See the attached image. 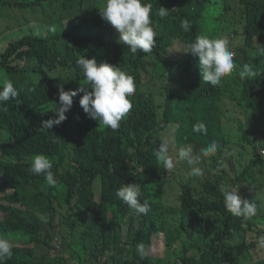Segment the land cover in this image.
Listing matches in <instances>:
<instances>
[{
	"label": "trees",
	"instance_id": "obj_1",
	"mask_svg": "<svg viewBox=\"0 0 264 264\" xmlns=\"http://www.w3.org/2000/svg\"><path fill=\"white\" fill-rule=\"evenodd\" d=\"M144 2L152 5L158 37L151 53L132 54L97 7L69 19L77 0H0L11 9L3 13L24 11L14 14L17 38L0 53V73L19 90L7 110L0 109L6 132L0 143V235L13 240L4 264H264L252 257L264 235V0ZM160 7L167 8L164 18ZM183 19L190 30L181 27ZM198 35L244 37L235 50V75L223 86L203 82L198 57L184 52ZM83 55L134 78L131 110L113 131L84 113L79 92L66 120L41 128L55 117L60 86L67 91L86 83L76 63ZM245 64L262 74L241 79ZM150 72L161 82L159 93L141 90ZM199 122L206 134L193 131ZM162 139L174 161L170 170L154 155ZM212 141L216 153L196 165L203 175H189L193 166L179 150L191 145L199 153ZM35 154L52 162L56 186L30 171ZM124 183L140 186V199L150 204L147 215L135 214L116 196ZM244 183L253 188L246 199L257 203V214L247 219L226 210L221 192ZM59 215L70 230V256L62 251L45 262L38 247L56 250L51 234ZM249 232L256 242L236 241ZM161 235L166 262L140 258L137 245L146 249Z\"/></svg>",
	"mask_w": 264,
	"mask_h": 264
},
{
	"label": "clouds",
	"instance_id": "obj_2",
	"mask_svg": "<svg viewBox=\"0 0 264 264\" xmlns=\"http://www.w3.org/2000/svg\"><path fill=\"white\" fill-rule=\"evenodd\" d=\"M99 10L102 19L117 31L118 42L126 45L132 54L138 51L143 53L153 51L156 44L154 38L158 37V33L154 30L151 19V4L144 0H103ZM158 15L161 18L166 17L167 8H158ZM181 27L188 31L191 25L187 19H183ZM184 52H190L198 57L202 81L213 87L222 86V79L231 75L235 68L234 53L226 37L212 38L207 35H198L187 45V50ZM259 54L264 55V48L259 50ZM76 63L83 72L86 83L78 89L67 91L60 86L59 103H56V107L52 110L55 117L42 121L41 128L49 130L66 120V113L71 109L73 97L83 92L79 103L84 113L98 121L99 124L113 131L117 130L120 122L132 108L129 97L135 92L134 78L118 65L107 61L97 63L95 58H86L84 55L79 57ZM260 74L261 72L249 64L243 65V70L239 72L241 79H256ZM18 96L19 90L12 80L0 81V109L7 110V102ZM193 131L206 134V125L202 122L196 123ZM216 151L217 144L212 141L206 148H201L199 153H194L193 147L186 145L179 150L178 155L181 160L193 166L189 175L200 177L203 175V169L196 165L201 163L202 158L213 156ZM154 155L162 162L165 169L170 170L174 167L166 139L161 140L154 150ZM52 167V162L45 154H35L31 158L30 171L35 175H42L48 185L54 187L58 181ZM221 192L225 208L232 215L247 219L257 214L255 201L241 198L237 191L227 186L222 187ZM116 196L137 215H147L150 211L149 202L140 199L141 189L136 183H124L116 190ZM258 243L260 247H264V235L259 237ZM12 248L13 245L9 239L0 237V264H4L6 258H11ZM137 252L140 258L146 256L147 253L142 243L137 245Z\"/></svg>",
	"mask_w": 264,
	"mask_h": 264
},
{
	"label": "rangeland",
	"instance_id": "obj_3",
	"mask_svg": "<svg viewBox=\"0 0 264 264\" xmlns=\"http://www.w3.org/2000/svg\"><path fill=\"white\" fill-rule=\"evenodd\" d=\"M103 0H77L78 5L73 11L67 12L66 13V18H73L76 17V15L80 12L81 9L87 8L89 6H94L97 8H100ZM4 10H11V9H6L0 5V53L3 52L4 47L10 40L16 39L19 31H12L13 25H17L16 20L14 19V14L18 18L24 15V11H14L12 12H5L3 13ZM8 13H11L10 15H6ZM11 25V26H10ZM114 32L117 33L115 28L113 27ZM229 42H230V48L234 53L235 58H237V53L235 50L237 47H240V44L243 43V36H238V37H230V36H225ZM264 59L261 60V63L264 65ZM253 67V66H252ZM264 71V68H263ZM262 74V73H261ZM235 75V72L233 71L231 75L223 78L222 86L224 84V81H229L231 77ZM6 79V76L4 73H0V81H3ZM161 82L159 81L158 77L155 76L152 72H150L148 75L143 80V86L141 87L142 91H153L155 93H159L162 90L161 87ZM241 88V86H235L232 85V89L238 92V90ZM55 103H52L49 105V107L54 106ZM6 132L0 130V143L4 141V136ZM262 155H264V151L261 152ZM1 157V153H0ZM70 167L69 164L66 165V169ZM237 191V194L241 197L246 199L248 195L253 194V188L252 187H247V184L244 183L240 188H235L233 189ZM0 219L2 217L0 216ZM56 225L58 227L55 230V233L51 234V237L54 239L53 240V246L56 248V250H51L49 248H46L44 246L38 247V254L45 256V262L49 261L51 258H56L59 257L62 253V251L65 253L67 257L70 256V250L67 247V244L70 242L71 235H70V230L68 227L64 226L61 224V216H57L56 220ZM0 237L9 239V237L2 236ZM236 241H241V242H256V234L255 232H249L246 235H240L236 237ZM11 243H13L12 239H9ZM146 250V255L155 257V261L162 260V262H166L164 254H165V244H164V236L161 235L160 237H155L153 239V242L151 246L147 247ZM252 257L254 261H258L261 258H264V247L258 246L256 250H253L252 252Z\"/></svg>",
	"mask_w": 264,
	"mask_h": 264
}]
</instances>
